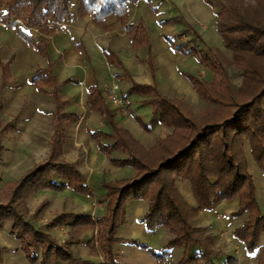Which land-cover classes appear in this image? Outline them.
<instances>
[{"label":"trees","instance_id":"trees-1","mask_svg":"<svg viewBox=\"0 0 264 264\" xmlns=\"http://www.w3.org/2000/svg\"><path fill=\"white\" fill-rule=\"evenodd\" d=\"M137 1L0 0V22L20 27V35L29 43H33L31 36L15 20L36 29L39 33L36 45L41 47L59 25L72 19L75 7L78 17L92 16L98 22L115 16L126 29L132 46L137 48L148 44L146 27L141 22L129 24V6ZM242 1H226L214 14L215 29L222 46L231 53L233 65L242 78L238 89L231 86L219 51L204 48L197 33L180 20L183 24L181 33H189V42L193 41L196 47L205 51L202 62L213 73L211 82L197 76H188V80L197 96L212 107L195 115L187 103L166 98L152 87L133 84L126 92L125 96L148 97L143 104L157 116L160 125L171 130L167 137L156 140L151 148L145 149L120 124L100 87L89 90V108L99 113L110 127V133L91 132V138L111 165L131 168L133 176L104 183L103 216L96 219L83 217L69 223L71 236L62 245H57L50 236L22 217L26 200L40 190L70 189L78 194H89L82 185L80 174L62 158L67 133L78 119L63 113L64 104L55 98V127L45 159L6 185L0 202V226L5 222L11 224L10 234L19 241L29 263L38 261L36 252L39 251L40 264H89L73 256L72 246L84 243L92 255H101L103 264H120L114 254V245L118 241L116 234L125 220L128 202L136 200L147 205L140 218L146 229L154 231L162 227L171 235L159 253L151 252L154 259L164 261L174 249H179L181 258L176 264H218L221 253L215 249L213 237L206 229L191 227L190 222L200 212L213 211L219 204L238 198V208L231 217L244 216L245 219L233 231V237L252 255L256 264H264V216L259 211L255 186L245 159V148L248 147L264 174V12L250 4L244 5ZM251 1L264 4V0ZM187 54H195L193 47ZM106 58L109 62L114 60L109 53ZM53 82L48 70L38 71L33 79V84L41 92ZM142 126L147 127L145 122ZM102 140L111 143L104 145ZM114 150L122 152L125 158H112ZM2 151L0 139V155ZM177 182L190 184L197 202L195 208L185 202L177 189ZM43 205L36 212H40ZM69 218L58 216L46 227L64 225ZM87 231L96 233V241L83 242ZM1 252L0 248V264ZM224 264H235V260L226 258Z\"/></svg>","mask_w":264,"mask_h":264},{"label":"crops","instance_id":"crops-1","mask_svg":"<svg viewBox=\"0 0 264 264\" xmlns=\"http://www.w3.org/2000/svg\"><path fill=\"white\" fill-rule=\"evenodd\" d=\"M141 1L129 6V24L141 22L145 26L142 20L136 21ZM172 1H168L172 5L170 9L172 15L169 17L171 14L169 13L163 21L166 25H171V30L168 31L169 41L174 37L179 44L171 46V54L162 53L149 43L133 47L126 29L113 15L98 22L92 16L78 17L76 10L72 9V19L65 21L53 34L46 37L41 47L36 45L39 34L27 31L33 40V43H29L20 35V27L6 26L0 22V139L3 148L0 161L5 156L9 169L5 173L14 177L11 182L18 180L34 165L45 159L55 127L53 117L55 98L64 104L63 113L78 119L67 133L62 158L74 166L89 194H78L70 189L40 190L25 202V211L28 212L27 216L25 215L26 221H30L35 228L41 229L42 233L50 235L57 242H61L67 236L65 230L69 232V223L83 217L96 219L103 216L104 183L133 176L131 168L111 165L108 157L98 149L96 142L91 138V132L110 133V127L99 113L89 108L87 96L89 90L107 83L116 85L119 94L125 95L135 84L152 87L166 98L196 105L199 103V97L193 90L188 76L198 77L203 68H206L208 72L203 78L204 81L211 82L213 79L212 71L202 62L205 51H201L202 49L195 45L193 47L195 54H187L191 47L188 45L189 40L183 43L184 47L180 46L181 39L175 37L176 30L179 27L182 29L183 24L191 27L199 36L204 48L220 50L222 43L208 46L206 39L189 20L191 17L189 14H194L195 20L199 18L191 1ZM177 5H182V8ZM106 53L112 55L114 58L112 62L107 60ZM40 70H48L54 78L53 85L45 87L43 92L37 90L33 84V79ZM127 98L130 101L131 114L128 118L117 120L136 140L149 149L156 139L165 138L169 134V129L160 125L157 116L143 104L148 97L132 94ZM144 119H149L145 122L146 128L142 126ZM5 126L7 128L3 129ZM8 133L11 135L7 136ZM9 137L11 138L7 145L4 144V140L6 142ZM101 143L109 145L111 142L102 140ZM20 150H24L26 155L20 153ZM39 150H43L39 154L42 158L34 159L33 156L39 153ZM111 157L124 159L125 155L114 150ZM14 175H18L16 180ZM177 188L186 203L195 208L197 202L190 184L177 182ZM42 204L45 208L42 214L33 216ZM238 205V198H234L219 204L213 211L200 212L190 222L192 227L206 229L213 237L214 245L221 253L217 259L218 264H224L226 258L235 260V264H256L252 255L248 254L242 244L233 237V231L245 219L244 216L231 217ZM146 209L147 205L144 202L136 200L128 202L125 220L116 234L118 241L114 245V254L117 261L120 264H176L181 258L179 249H174L161 262L152 257L151 252L159 253L171 239V235L162 227L154 231L146 229L145 224L140 222ZM62 215L70 216L65 226L49 230L44 228L54 218ZM7 224L11 225L8 222ZM93 237L94 231H87L83 235V242ZM72 251L73 255L83 262L103 264L100 257L90 254L89 247L84 243L73 245Z\"/></svg>","mask_w":264,"mask_h":264},{"label":"rangeland","instance_id":"rangeland-1","mask_svg":"<svg viewBox=\"0 0 264 264\" xmlns=\"http://www.w3.org/2000/svg\"><path fill=\"white\" fill-rule=\"evenodd\" d=\"M150 1H152V2L148 3L146 0H142L140 2L139 10L137 11L138 20H136V21L142 20V22L145 24V26L147 28L148 43L151 46H153L158 51H162V53L168 52L171 54V46L172 45L177 46L179 44L177 43V40L174 37H172V39L170 38L171 41H169L170 34L168 33V31L171 30V25L170 24L166 25L163 21H165L168 14L171 13L170 9H171L172 5L169 4L168 1L169 2H173V1L172 0H150ZM186 1H191L194 4V7H196L195 13L199 16L198 20H195L196 18L194 16V14H189L191 16V17H189V20H191L193 25L198 29V31L201 33L202 37L204 39H206L205 41L208 42V46L212 47V46H215V44H218V42L222 43L220 41V37L216 33V30L214 27L215 26L214 14L217 11L220 4L222 5V4L226 3V1H230V0H204V2H203V0H186ZM206 1L211 2V3L208 4ZM235 1L237 2L238 0H235ZM239 1H242V0H239ZM242 2H244V5H248V4L252 5L254 8H257L259 12H264V4H262V3H260V4L255 3L251 0H243ZM177 7H179L181 9L182 5H180V6L177 5ZM261 7H263L262 10H261ZM132 9L133 8L131 7V11H132ZM73 10H76L75 7L73 8ZM172 12H174V11H172ZM191 12L192 11H190V13ZM171 15H172V13L169 14V17ZM187 18H188V16H187ZM21 23L24 24L25 26H27L25 23H23V22H21ZM181 30L182 29H180V27L176 30L177 34H175V37H178L181 39L180 46L184 47L183 43L190 40L191 37L189 35H187V33L182 34ZM12 31L14 33L15 28ZM183 35L186 37L184 38ZM188 45L191 47H195V43L193 41L188 42ZM220 47H221L220 50L219 49H212V50H215V51L217 50V51H219L220 56L222 55L221 56L222 62H223L222 65L224 66L226 76H227L231 86L234 89H238L242 84V78H241L237 68L233 65L231 53L228 50H226L222 46V44H220ZM197 53L200 54L199 51H197ZM203 69L204 70L201 71V74H199V76H198L202 80H204L203 78L206 76V74L208 72V70L206 68H203ZM188 105L190 106L192 112L195 115H199L202 112H204L205 110H209L212 107L211 105H209L208 103H205L200 98H199L198 104L192 105V104L188 103ZM110 107L116 112L118 119L124 118V117L119 115V113L116 111V109H114L112 106H110ZM131 108H132V110L134 109L133 107H131ZM125 118H128V117H125ZM143 121L147 122V121H149V119H144ZM170 132H171V130L169 129V134H170ZM10 135H11V133L7 134V136H10ZM3 137H5V135ZM10 138L11 137H9L8 140H6V142L4 140V144L7 145V141H9ZM159 139H164V138H159ZM156 140H158V139H156ZM156 140L154 141V143L156 142ZM20 151H21L20 153H24V155H26L24 150L23 151L20 150ZM42 152H43V150H39V153H35V156H33V158L34 159L42 158V156L39 155ZM245 159L247 162L248 173L252 177V180H253V183L255 186V194H256V199H257L259 211H260L261 215L264 216V174L261 172V170L259 169V167L255 163V161L253 160L248 147L245 148ZM27 166H29V165H27ZM7 170H9L7 167V161H5V156H3L1 161H0V202L3 201L4 190L6 189V185H8L11 182V180H14L13 179L14 177H11L12 175H8L5 173V172H7ZM14 176H15V180H16V178H18V175H14ZM26 202H27V200H26ZM44 209H45L44 206L41 207L39 209L40 212L35 211V213H33V216L41 215L42 211ZM27 214H28L27 211L22 212V217H23L24 221L27 220V217H26ZM10 226L11 225H8L7 222L0 226V248L2 249L1 263L2 264H33V263H29L27 261V259L25 258L24 252L21 249L19 241L17 239H15V237L13 235L10 234ZM63 226H65V225H61L60 227H63ZM44 228L46 230L52 229V228H47L46 226H44ZM65 234L67 236L61 242H57L50 235H48V234L47 235L50 236L57 245H62L66 241V239H68L71 236V230H69V232H68V230L67 231L65 230ZM93 240L96 241V233L95 232H94ZM215 249H216V247H215ZM36 253H37V256L39 257V259L35 264H40L41 259H40L39 251H37ZM90 254L92 255L91 251H90ZM73 256L75 259H77L75 257V255H73ZM93 256H95V255H93ZM96 257H98V258L100 257V260L103 261L100 254L96 255ZM78 260H80V259H78ZM60 264H67V263L61 262Z\"/></svg>","mask_w":264,"mask_h":264},{"label":"built area","instance_id":"built-area-1","mask_svg":"<svg viewBox=\"0 0 264 264\" xmlns=\"http://www.w3.org/2000/svg\"><path fill=\"white\" fill-rule=\"evenodd\" d=\"M16 23L20 24L25 31H33L35 34H39L36 29L30 28L22 24L19 20H15ZM197 50V48H196ZM106 101L112 106L122 117H129L131 114L130 101L127 96L119 94V88L116 85H109L104 83L100 86Z\"/></svg>","mask_w":264,"mask_h":264}]
</instances>
